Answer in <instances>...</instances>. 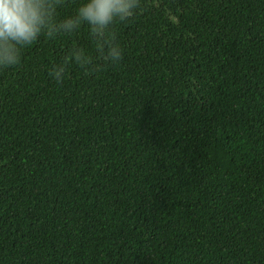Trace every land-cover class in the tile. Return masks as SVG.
I'll use <instances>...</instances> for the list:
<instances>
[{
    "label": "trees",
    "instance_id": "obj_1",
    "mask_svg": "<svg viewBox=\"0 0 264 264\" xmlns=\"http://www.w3.org/2000/svg\"><path fill=\"white\" fill-rule=\"evenodd\" d=\"M141 4L116 65L0 68V264H264V0Z\"/></svg>",
    "mask_w": 264,
    "mask_h": 264
},
{
    "label": "clouds",
    "instance_id": "obj_2",
    "mask_svg": "<svg viewBox=\"0 0 264 264\" xmlns=\"http://www.w3.org/2000/svg\"><path fill=\"white\" fill-rule=\"evenodd\" d=\"M67 6V0H0V68L17 66L22 51L42 37L75 40L85 27L87 44L72 43L63 60L52 66V78L61 81L73 65L92 74L118 64L124 50L115 25L134 18L141 0H74L72 10L62 13Z\"/></svg>",
    "mask_w": 264,
    "mask_h": 264
}]
</instances>
